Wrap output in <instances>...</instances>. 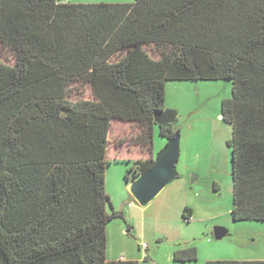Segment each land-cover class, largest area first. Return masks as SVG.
I'll return each instance as SVG.
<instances>
[{
	"label": "trees",
	"instance_id": "obj_1",
	"mask_svg": "<svg viewBox=\"0 0 264 264\" xmlns=\"http://www.w3.org/2000/svg\"><path fill=\"white\" fill-rule=\"evenodd\" d=\"M172 81L232 83V215L264 222V0H0V264H139L107 258L121 215L106 168L110 156L132 162L137 179L155 166L154 126L175 135ZM116 124L138 125L148 158L110 154Z\"/></svg>",
	"mask_w": 264,
	"mask_h": 264
},
{
	"label": "rangeland",
	"instance_id": "obj_2",
	"mask_svg": "<svg viewBox=\"0 0 264 264\" xmlns=\"http://www.w3.org/2000/svg\"><path fill=\"white\" fill-rule=\"evenodd\" d=\"M74 4L123 3L135 0H60ZM158 58L154 47L148 48ZM84 98H91L88 88H79ZM232 97L230 81H172L166 86V108L175 113L171 121L174 134H181V156L174 180L147 206H140L130 193L136 180L132 162L109 158L106 168V190L111 199L110 212L120 218L107 227V258L124 256L139 264H206L208 261H264V222L234 221L232 151L229 143L232 128L222 117L224 100ZM111 137L110 154L131 151L136 160L148 158V151L138 143L141 130L136 124L118 125ZM154 126V155L158 157L168 142ZM118 152V153H117ZM184 179L188 183L185 196L194 217L189 223L183 212L160 214V204L170 201V189ZM194 179V182L192 180ZM217 187L218 192L215 191ZM159 214V215H158ZM228 235L215 238V229ZM146 245V248H145ZM193 247L198 259L175 261V253Z\"/></svg>",
	"mask_w": 264,
	"mask_h": 264
},
{
	"label": "water",
	"instance_id": "obj_3",
	"mask_svg": "<svg viewBox=\"0 0 264 264\" xmlns=\"http://www.w3.org/2000/svg\"><path fill=\"white\" fill-rule=\"evenodd\" d=\"M167 142L165 150L155 158V166L130 185V193L140 206H147L179 178L177 167L181 156V134L176 133L171 139H167ZM193 182L194 179L191 183ZM227 235V230L215 229L217 240H222Z\"/></svg>",
	"mask_w": 264,
	"mask_h": 264
},
{
	"label": "crops",
	"instance_id": "obj_4",
	"mask_svg": "<svg viewBox=\"0 0 264 264\" xmlns=\"http://www.w3.org/2000/svg\"><path fill=\"white\" fill-rule=\"evenodd\" d=\"M63 2V1H61ZM66 3V2H65ZM188 187V183L184 180V179H180V181L178 183H176V185H174V187H172L170 189V194L166 195L167 198L169 199V196H171V198H173L170 201H165L162 202L160 205V214L166 211H168V213L170 211L174 210L175 208H178V211L180 210V213H182V211L187 208L189 206V203L187 202V197L185 196V191L187 190ZM162 193V192H161ZM189 208V207H188ZM159 215V214H158ZM166 215V214H164ZM193 217H194V213H193ZM192 217V220H193ZM109 261H118V260H122V261H132L131 259L125 258L124 256H121L120 258L114 259V260H110ZM134 261V260H133Z\"/></svg>",
	"mask_w": 264,
	"mask_h": 264
},
{
	"label": "built area",
	"instance_id": "obj_5",
	"mask_svg": "<svg viewBox=\"0 0 264 264\" xmlns=\"http://www.w3.org/2000/svg\"><path fill=\"white\" fill-rule=\"evenodd\" d=\"M145 248H146V245H145Z\"/></svg>",
	"mask_w": 264,
	"mask_h": 264
}]
</instances>
